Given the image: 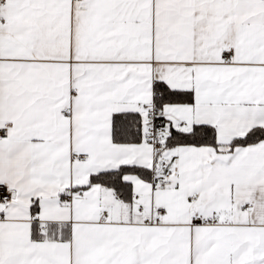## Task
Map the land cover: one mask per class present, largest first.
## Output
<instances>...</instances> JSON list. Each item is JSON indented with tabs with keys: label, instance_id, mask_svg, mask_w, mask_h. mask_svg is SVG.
<instances>
[{
	"label": "snow or ice",
	"instance_id": "6c2138e0",
	"mask_svg": "<svg viewBox=\"0 0 264 264\" xmlns=\"http://www.w3.org/2000/svg\"><path fill=\"white\" fill-rule=\"evenodd\" d=\"M0 264H264V0H0Z\"/></svg>",
	"mask_w": 264,
	"mask_h": 264
}]
</instances>
